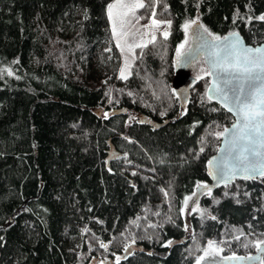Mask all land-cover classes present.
Returning <instances> with one entry per match:
<instances>
[{"label":"trees","instance_id":"trees-1","mask_svg":"<svg viewBox=\"0 0 264 264\" xmlns=\"http://www.w3.org/2000/svg\"><path fill=\"white\" fill-rule=\"evenodd\" d=\"M111 1L0 0V264H196L208 241L222 256L253 254L264 245V176L202 192L185 229V200L209 181L232 117L207 98V74L184 107L171 80L185 24L253 45L264 0H142L143 18L170 22L168 37L136 49L127 79Z\"/></svg>","mask_w":264,"mask_h":264},{"label":"water","instance_id":"water-1","mask_svg":"<svg viewBox=\"0 0 264 264\" xmlns=\"http://www.w3.org/2000/svg\"><path fill=\"white\" fill-rule=\"evenodd\" d=\"M188 36V46L174 59V74L171 80L172 89L180 106L184 107L190 87L196 80L188 72V67L202 58L207 67L208 83L205 89L207 98L217 103L232 117L231 123L221 131L216 151L208 157L205 168L209 181L196 186L195 195L193 194L190 202V205H193L204 191L229 184L235 179L261 177L260 173L264 172V123H261L257 130L240 114L241 102L251 101L253 93L257 98H264V71L255 69L251 73H246L240 70L244 66L245 53L250 57L264 53V39L251 45L246 43L238 32L233 31L213 41L198 21L189 26ZM233 44H236L235 48L231 47ZM257 48L261 49L262 53H256ZM124 111L125 109H121L119 112ZM147 122L153 127H160L166 120ZM109 148L110 152V145ZM116 156L120 154L113 155V158ZM136 249L135 244H129L125 247L123 255ZM139 250H142V247H139ZM263 251L264 245L259 244L251 255L222 256L218 261L205 264H255ZM96 260L93 257L89 264H95ZM107 264H111L110 259L107 260Z\"/></svg>","mask_w":264,"mask_h":264},{"label":"rangeland","instance_id":"rangeland-1","mask_svg":"<svg viewBox=\"0 0 264 264\" xmlns=\"http://www.w3.org/2000/svg\"><path fill=\"white\" fill-rule=\"evenodd\" d=\"M136 2L137 0H112L109 5H113V7L109 9L108 5L106 9V16L112 33L113 42L120 52V65L118 70L119 77L121 76V69H125L124 74L126 76L129 74L131 63L135 58L136 49L140 48L136 47L137 44L145 45L151 41L153 35H162L164 31H169V23H167L169 21L159 19L157 17H154L155 20L164 23H161L159 27H152L151 21L153 19V14H148L145 18H143L142 13L139 10L140 8L132 7V5ZM110 12L111 18L109 15ZM188 28L185 30V38L182 43L184 47L181 51L184 50L189 43ZM190 73L197 78L201 75L207 74V67L202 58L196 60L190 70ZM102 113L104 116L105 113L108 115V111H103ZM130 119L134 120L136 119V116L131 115ZM192 196L193 195L191 194L188 197L187 203H184L182 208V217L186 231L190 230L188 217L190 216L191 210L195 207L194 204L190 205ZM208 245L209 241L203 246L200 254L196 258V264L197 260L200 261V264H205L218 261L219 258L222 257V253L219 251L215 243V251L209 249ZM201 257H203V259H200ZM119 259V254H115L113 256L114 261H118ZM103 262L104 261L101 260L99 261V264H102Z\"/></svg>","mask_w":264,"mask_h":264},{"label":"snow or ice","instance_id":"snow-or-ice-1","mask_svg":"<svg viewBox=\"0 0 264 264\" xmlns=\"http://www.w3.org/2000/svg\"><path fill=\"white\" fill-rule=\"evenodd\" d=\"M113 7V5H109V9H111ZM132 7L134 8H143L145 7L144 3L142 2V0H137V2L132 5ZM110 18H111V12L109 13ZM155 12L153 11V19L151 21V26L152 27H159L161 23L164 22H160L155 20ZM259 19L264 20V16L259 17ZM170 24V22H167ZM193 23H195V21H193ZM189 27L188 24L184 25L185 30H187V28ZM205 31L207 32L208 30L205 29ZM115 35V32H114ZM162 35L164 36L165 39H167L168 37V32L164 31L162 33ZM210 36H212V40L216 41L219 40L220 37L214 36L211 33H209ZM235 35V34H233ZM156 39V37L153 35L151 38V42H154ZM237 43H239L237 41ZM145 45H141V44H137L136 47H144ZM184 47L183 44H181L178 48H177V54L180 55L181 54V49ZM231 47L235 48L236 44L231 45ZM256 53H262V50L257 48L255 49ZM244 66L240 69L246 73H251L253 72L255 69H259L260 71H264V53H262L260 56H256V57H250L247 53H245L244 57ZM237 62H239V58H237ZM125 69H121V79H127V76L124 74ZM240 114L242 115L243 119L248 123V124H252L257 130L259 129V126L261 123H264V98H257L255 93L252 94V100L249 102H241L240 105ZM105 118H107V113H105ZM233 127H235V125H233ZM227 131V130H226ZM201 151H203V149H201ZM262 176H264V172L260 173ZM195 195V193H194ZM187 199L185 200V203H187ZM212 219H215V217H212ZM238 239V237H237ZM170 243V242H169ZM214 241H209V249L215 251L216 249L214 248ZM257 247H259V244H257ZM200 259H203V257H201ZM197 264H200V261L197 260ZM262 264H264V262H262Z\"/></svg>","mask_w":264,"mask_h":264},{"label":"flooded vegetation","instance_id":"flooded-vegetation-1","mask_svg":"<svg viewBox=\"0 0 264 264\" xmlns=\"http://www.w3.org/2000/svg\"><path fill=\"white\" fill-rule=\"evenodd\" d=\"M178 54H176V56H177ZM175 56V57H176ZM175 59V58H174ZM196 62V61H195ZM195 62H193L189 67H188V72L190 73V70H191V68L193 67V64L195 63ZM191 74V73H190ZM192 75V74H191ZM193 76V75H192ZM195 77V76H194ZM196 79H197V77H195ZM188 99V98H187Z\"/></svg>","mask_w":264,"mask_h":264}]
</instances>
